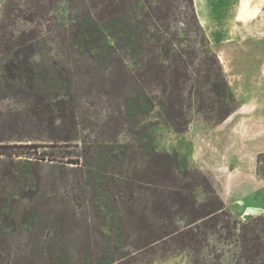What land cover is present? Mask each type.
Instances as JSON below:
<instances>
[{"label":"rangeland","instance_id":"obj_1","mask_svg":"<svg viewBox=\"0 0 264 264\" xmlns=\"http://www.w3.org/2000/svg\"><path fill=\"white\" fill-rule=\"evenodd\" d=\"M64 2L0 0V144L19 147L14 151L20 155L0 157V208L12 211L11 230L0 233V264H237L242 250L234 240L210 235L195 252L176 251L174 239L153 240L150 233L158 224L130 215L126 203L113 201L117 174L129 161L143 165L139 141L146 129L126 122L113 125L112 119L124 118L116 98L123 91L108 88L104 97L99 90L109 81V66H79L75 71L79 78L93 77L94 85L80 95L89 93L96 105L81 113L85 126L77 129L76 139L64 141L67 130L36 122L22 101L7 98L12 92L5 87L4 65L20 48L23 33L42 37L44 55L55 38L64 51L73 49L57 22L62 21L59 7ZM194 4L237 109L218 125L196 118L182 134L157 126L150 133L152 141L158 153L177 154L185 174L200 173L194 195L199 204L214 192L242 223L248 207L260 210L253 218H264V0ZM109 137L127 145L128 162L113 154L117 142L106 144ZM76 160L81 165L71 163ZM136 196L140 206L135 208L150 205L144 193ZM184 217V222L174 219L178 228L189 221ZM4 221L2 212L1 226Z\"/></svg>","mask_w":264,"mask_h":264},{"label":"trees","instance_id":"obj_2","mask_svg":"<svg viewBox=\"0 0 264 264\" xmlns=\"http://www.w3.org/2000/svg\"><path fill=\"white\" fill-rule=\"evenodd\" d=\"M59 11L62 21L57 22L62 23L59 27L69 35L73 49L64 51L55 38L44 55L42 37L36 32L23 33L20 48L4 65L5 87L12 92L7 98L22 101L36 122L52 130H67L64 141L76 139L77 129L85 126L81 113L96 105L89 93L80 95L94 85L93 77L79 78L75 71L79 66H109V81L99 90L104 97L109 96L108 88L123 91L116 98L121 101L117 111L124 118L112 119L113 125L126 122L135 129H146L138 139L143 165L129 161L130 166L117 174L113 201L126 203L132 216L140 214L151 225L158 224L157 231L150 233L153 240L174 239L176 251L195 252L210 235H218L240 244L242 257L237 264H264V218L248 215L242 223L214 192L199 204L194 195L200 173L193 170L187 175L177 154L158 153L150 134L161 125L185 133L196 118L218 125L237 109L194 0H65ZM28 39L33 41L29 45ZM109 138L106 144L117 142ZM116 144L111 148L113 154L128 162L127 145ZM16 148L0 144V157L20 156ZM71 163L81 165L79 160ZM139 193L150 199L148 207L135 208L140 206ZM2 212L6 223L0 224V233L11 230V209L0 208ZM181 215L189 221L178 228L174 219L184 222Z\"/></svg>","mask_w":264,"mask_h":264},{"label":"bare ground","instance_id":"obj_3","mask_svg":"<svg viewBox=\"0 0 264 264\" xmlns=\"http://www.w3.org/2000/svg\"><path fill=\"white\" fill-rule=\"evenodd\" d=\"M258 211H260V210L254 208V207H248L244 212H245V215L248 216V215H252Z\"/></svg>","mask_w":264,"mask_h":264},{"label":"water","instance_id":"obj_4","mask_svg":"<svg viewBox=\"0 0 264 264\" xmlns=\"http://www.w3.org/2000/svg\"><path fill=\"white\" fill-rule=\"evenodd\" d=\"M256 214H258V213H256Z\"/></svg>","mask_w":264,"mask_h":264}]
</instances>
